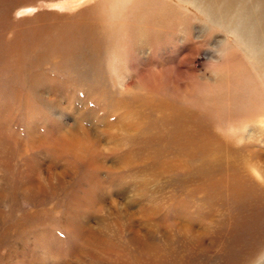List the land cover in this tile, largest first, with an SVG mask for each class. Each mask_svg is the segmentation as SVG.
Wrapping results in <instances>:
<instances>
[{"label": "rangeland", "instance_id": "rangeland-1", "mask_svg": "<svg viewBox=\"0 0 264 264\" xmlns=\"http://www.w3.org/2000/svg\"><path fill=\"white\" fill-rule=\"evenodd\" d=\"M0 264H264V0H0Z\"/></svg>", "mask_w": 264, "mask_h": 264}, {"label": "bare ground", "instance_id": "bare-ground-1", "mask_svg": "<svg viewBox=\"0 0 264 264\" xmlns=\"http://www.w3.org/2000/svg\"><path fill=\"white\" fill-rule=\"evenodd\" d=\"M193 2H194V0H193ZM209 2H210V1H209ZM206 8L208 9V8H209V6H207ZM206 8H205V9H206ZM210 8H211V7H210ZM199 9H200V8H199ZM201 10H203V8H202Z\"/></svg>", "mask_w": 264, "mask_h": 264}]
</instances>
